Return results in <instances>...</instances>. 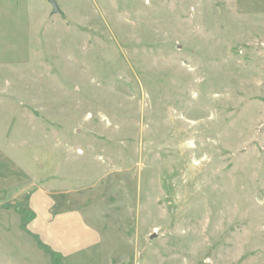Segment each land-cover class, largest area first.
I'll use <instances>...</instances> for the list:
<instances>
[{"label": "rangeland", "instance_id": "374dc122", "mask_svg": "<svg viewBox=\"0 0 264 264\" xmlns=\"http://www.w3.org/2000/svg\"><path fill=\"white\" fill-rule=\"evenodd\" d=\"M54 1L0 0V264L50 184L102 237L59 264H264V0Z\"/></svg>", "mask_w": 264, "mask_h": 264}, {"label": "crops", "instance_id": "0c3cea01", "mask_svg": "<svg viewBox=\"0 0 264 264\" xmlns=\"http://www.w3.org/2000/svg\"><path fill=\"white\" fill-rule=\"evenodd\" d=\"M47 188H40L26 201L27 211L34 216L32 236L62 260L74 259L82 251L99 252L102 247L100 233L84 224L76 210L70 213L55 211L59 208L60 196ZM107 264H112V260H108Z\"/></svg>", "mask_w": 264, "mask_h": 264}, {"label": "trees", "instance_id": "16d2710c", "mask_svg": "<svg viewBox=\"0 0 264 264\" xmlns=\"http://www.w3.org/2000/svg\"><path fill=\"white\" fill-rule=\"evenodd\" d=\"M17 212L21 215H23L22 218V224L21 227L24 228V224H25V219H29L32 220L33 219V215L29 214L25 211H23L22 209H18ZM32 238L34 239V241L36 242L37 247L43 251V253L47 254L50 258V264H59L61 257L54 253L53 251H51L48 247H46L45 245H43L36 237L32 236Z\"/></svg>", "mask_w": 264, "mask_h": 264}, {"label": "water", "instance_id": "95a60500", "mask_svg": "<svg viewBox=\"0 0 264 264\" xmlns=\"http://www.w3.org/2000/svg\"><path fill=\"white\" fill-rule=\"evenodd\" d=\"M48 4H50L51 8H52V14L53 15H58L61 14L60 9L58 8L57 4L55 3L54 0H47Z\"/></svg>", "mask_w": 264, "mask_h": 264}]
</instances>
